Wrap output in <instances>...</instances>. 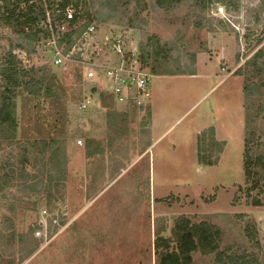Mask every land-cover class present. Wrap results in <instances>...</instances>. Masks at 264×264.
Segmentation results:
<instances>
[{
    "label": "rangeland",
    "instance_id": "rangeland-1",
    "mask_svg": "<svg viewBox=\"0 0 264 264\" xmlns=\"http://www.w3.org/2000/svg\"><path fill=\"white\" fill-rule=\"evenodd\" d=\"M143 1L122 8L132 17L137 7V28L107 21L98 24V37L121 35L135 53L141 44L157 39L167 51L158 63L170 64L168 69L180 63L189 74L152 76L143 111L101 100L98 94L91 98L89 109L80 111L76 101L82 86L75 83L72 70L53 67L68 89L66 179L59 192L33 196L25 206L36 207L35 212L11 214L0 201V231L6 234L4 240L0 237V264H158L156 239L160 235L175 240L173 229L181 217L217 225L223 233L222 248L227 249L250 247L245 235L250 223L264 245V206H253L247 197L253 185L244 171L247 76L239 73L264 46V0H242L238 15L223 5L210 6L207 17L214 31L196 28L188 20L186 3L167 10L158 8L156 0ZM218 7L223 13L217 12ZM21 35L20 29L0 23V58L11 40ZM15 53L29 66L49 62L44 47L35 62L20 50ZM89 89L84 86V92ZM258 99L250 113L260 114L252 126L261 145L257 154L264 155V95ZM35 107L26 98L18 99L19 139L24 130L30 129L28 136L35 133L36 126L29 122ZM211 130L216 142H208L206 155L216 162L205 166L198 159L199 143L209 141ZM10 149L4 141L0 156H8ZM252 195L264 201V186ZM37 223H43L41 236L35 235L39 245L21 263L19 252L28 245L19 246L17 237L10 240L7 234L28 237ZM258 255L264 264V252ZM192 261L217 264L214 255L202 252L195 253Z\"/></svg>",
    "mask_w": 264,
    "mask_h": 264
},
{
    "label": "trees",
    "instance_id": "trees-1",
    "mask_svg": "<svg viewBox=\"0 0 264 264\" xmlns=\"http://www.w3.org/2000/svg\"><path fill=\"white\" fill-rule=\"evenodd\" d=\"M131 2H136L138 6L143 2L145 4L143 0H61L59 2L49 0L47 3L44 0H0V23L16 27L22 33L21 36L11 40L7 52L0 58V149L2 150L4 141L13 148L10 149L8 156L4 158L0 156V170L2 169L4 172V175L0 177V201L11 214H17L20 210L35 212L37 211L36 207L25 206L33 199V196H43L44 194L51 196L54 191L59 192L60 184L66 179L68 163L69 114L66 106L68 89L54 73L50 64V53L49 62L46 65L33 66L26 65L15 53L20 50L26 54L28 61H34L36 54L39 53L41 47H44V42L49 38V33L44 29L32 28L29 33H26L23 31V27L26 25L34 27L37 22L45 19L46 5L53 15L56 14L57 8L63 9L68 5H73L76 15L70 26L74 29L68 34V44L71 46L90 24L98 25L111 21L114 24L124 23L123 26L130 29L137 28L136 21L140 16L137 7L134 9L132 17L125 15V12L122 11V8L128 7ZM185 3L190 9L188 20L196 28H208L212 31L215 30L212 25L213 21L207 17L210 6L223 5L227 8V12L233 15L240 14L244 7L242 0H156L158 8L167 10H173ZM97 6L100 7L96 11ZM249 15H251L250 12ZM117 18L121 20H117ZM155 41L154 39L149 40L147 45L139 46V59L144 67L153 76L188 75L189 73L183 71L180 63L176 64L175 69H168L170 65L168 63H158L161 58L165 57L162 53H167V51L163 49L157 39ZM263 41H260L255 47L260 46ZM150 48L153 51H150ZM149 58L155 62L154 67L150 64ZM161 67L163 70L159 71L158 68ZM244 72L247 76L244 92L248 115L246 120L247 138L244 142V171L247 182L253 183L247 197L252 199L253 206L263 207L264 201L259 197L254 198L252 195L253 191L264 186V155L257 154L261 145L258 143L259 141H256L257 134L252 126L255 123L254 116L260 114L253 115L250 112L255 110L260 101L258 98L264 95V46L246 61V67L243 65L240 68L239 73ZM72 73L76 80L75 83L79 87L82 86V93L76 104H81L97 94L99 99H110L113 102L112 98L106 93L100 92L91 81L84 79L77 67L72 69ZM84 86H90V89L84 92ZM25 98L36 106L30 111L31 118H29V122L36 127L34 135L28 136L30 129L26 133L24 130L22 138L19 139L18 99ZM261 108L263 109V107ZM210 134L209 141H200L199 143L198 159L205 166H214L216 162L212 156L206 155L208 142L213 144L216 142L214 130H211ZM88 141L90 143L92 140L88 139ZM220 145L223 146V144ZM222 152L223 150L219 153L222 154ZM14 189L17 191H13ZM42 228V223L32 226L28 237L24 234H7L8 237L11 236L10 240L17 237L19 246L21 244L28 245L19 252L18 261L21 263L36 251L39 244L35 233ZM1 232L0 237L4 240L6 234ZM173 233L175 240H168L160 235L156 239L155 249L158 264H192V256L197 252L214 255L217 264H262L258 253L264 252V245L259 240L258 230L250 223L245 226V235L250 242V247L247 249L222 248V230L217 225L206 221L193 223L190 219L181 217L177 221ZM26 238H29V241ZM173 243L176 244L174 248L172 247ZM171 248L173 249L171 250ZM250 249L251 251H249ZM2 254L0 252L1 259Z\"/></svg>",
    "mask_w": 264,
    "mask_h": 264
},
{
    "label": "built area",
    "instance_id": "built-area-1",
    "mask_svg": "<svg viewBox=\"0 0 264 264\" xmlns=\"http://www.w3.org/2000/svg\"><path fill=\"white\" fill-rule=\"evenodd\" d=\"M44 1L47 3L49 0ZM59 1L61 0H57ZM46 8V18L37 22L34 27L26 25L23 31L29 33L32 28H38L49 33L44 48L51 54L52 67L63 71L77 67L83 78L91 81L99 91L102 90L100 92L112 98L114 104L128 105L129 110L145 109L153 75L139 59V49L138 53H135L128 48L125 38L121 35H110L101 39L98 37L99 26L96 24H90L70 46L68 34L74 29L70 26L76 15L74 6L57 8L55 15L48 5ZM223 11V7L217 8V12ZM230 75H226L224 79ZM92 104L93 101L89 98L78 107L80 111H86ZM41 233L38 230L35 235L39 237Z\"/></svg>",
    "mask_w": 264,
    "mask_h": 264
},
{
    "label": "crops",
    "instance_id": "crops-1",
    "mask_svg": "<svg viewBox=\"0 0 264 264\" xmlns=\"http://www.w3.org/2000/svg\"><path fill=\"white\" fill-rule=\"evenodd\" d=\"M143 110H145V109H142L141 111H143Z\"/></svg>",
    "mask_w": 264,
    "mask_h": 264
}]
</instances>
